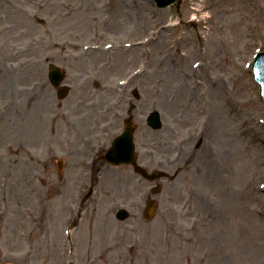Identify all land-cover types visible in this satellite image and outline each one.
<instances>
[{
  "label": "rangeland",
  "instance_id": "rangeland-1",
  "mask_svg": "<svg viewBox=\"0 0 264 264\" xmlns=\"http://www.w3.org/2000/svg\"><path fill=\"white\" fill-rule=\"evenodd\" d=\"M114 18L121 28L99 27ZM148 35L137 58L123 56L148 68L133 80L134 101L143 117L160 113L146 153L168 178L149 183L129 167L104 166L91 196V183L65 181L86 170L110 123L123 126L126 99L98 94L90 108L98 104L91 91L80 102L72 90L60 100L48 65L68 76L112 60L109 72L120 78V52L93 56L86 47ZM262 51L264 0H181L165 9L153 0H0V264H264V105L251 75ZM141 181L160 186L156 216L119 245L116 231L128 221L119 223L105 201L138 195Z\"/></svg>",
  "mask_w": 264,
  "mask_h": 264
},
{
  "label": "flooded vegetation",
  "instance_id": "flooded-vegetation-1",
  "mask_svg": "<svg viewBox=\"0 0 264 264\" xmlns=\"http://www.w3.org/2000/svg\"><path fill=\"white\" fill-rule=\"evenodd\" d=\"M99 41L103 42L104 38H101ZM92 53L101 54L98 51L91 52L90 54L92 55ZM105 62L107 61L103 60V62L101 61L96 62L95 65H97V67L94 69L89 70L88 68L83 67L84 69H74L75 71L70 73L72 75L67 76V73H66L64 84L71 88V92L72 90H76L79 93L82 92L81 96L79 98L76 97L75 100L83 102L81 99H83L84 98L83 96L86 94V98L84 99V101L89 102L90 100L89 93L91 91L92 97H91L90 102H93L95 100L96 102H98V104L93 105L92 107L90 106L89 107L94 108L96 106H99L100 100L98 101L96 100L98 94L100 95L99 98L102 100V96H104L102 90L104 91L105 88L109 86L115 87L117 85V81L118 80L120 81L122 79L121 77L119 78V75L117 76L112 75V72H109L111 75L109 73L105 75L104 71L107 70V68H98V66H100L101 64ZM88 65L89 64H86V66ZM81 70H83L85 73L81 72ZM112 77L114 80H112ZM108 78L110 79L107 80ZM132 83L134 84L135 82L134 81L130 82L127 85V87L122 86L121 89L123 91L122 93L119 94V101L121 100V103L124 102L126 99V108L123 110V113L120 115L121 119L123 120V126L117 125L116 121L115 123L114 122L110 123L109 127L106 130L107 135L104 133L103 140L100 141L98 149L95 153V157L94 159H92V162L90 163V165L88 167H84L86 168V170L78 169L77 171H74L75 172L74 175H71L69 173L70 176L68 177V179H66L65 181L66 183H73L75 186H79V187H84L86 186L87 183H91V187L97 184L99 181L98 179H94V177L96 176V174L99 175L101 173L102 167L104 166L103 163L105 162L106 152L110 148L113 140L121 132H123L124 128L126 127L127 122H129V126H135L137 133H140V138L136 140V143L138 142L140 148L142 149L141 150L142 152H140L139 150L138 157L140 155V160H138L139 161L138 164L141 165L146 170V173H144V176L142 177V179L144 181H148L149 183L153 182L152 178L156 177V172L158 169L156 167V161L150 158V156L146 153V149L147 148L151 149L152 147L156 145L155 139H154L155 131H153L150 128L147 122V118L145 116L143 117L140 114L138 104L134 102V97L136 96L137 93H136V88L132 87ZM94 118L95 117L92 114H89V117L87 116V119L89 120H94ZM86 123H89V122L86 121ZM62 128L63 130H61ZM81 128L82 127L76 126V127H73L72 129L79 133V130ZM87 128L88 126L86 125V129ZM58 129H59L58 133L60 134V136L66 133L68 135V138L69 139L71 138L72 133H70V128L64 129V127H61V124H60ZM96 130L97 128H93V129L91 128V131H92L91 133L90 128H89L88 130L89 135L91 133L93 136L90 139L95 138L94 134L96 133ZM73 135L76 137L75 139H77L76 133H73ZM131 169L133 172H136L133 167H131ZM109 181L124 182V180H117L113 177H111ZM138 185H139L138 187L140 188L138 195L127 194L126 196L117 197L118 199L112 198V199H109V201H105L107 206L116 208L117 211L120 209H126L129 214V218L127 220L128 223L125 225L127 228H125L124 226H119V228L116 231V234L119 235V240L117 239L116 243H118L119 245H122L121 241H124V237H127L128 234L140 235L138 231L144 225H147V226L151 225V221H148L146 218L147 215H149L148 202L151 199L150 193L158 191V190L154 189L152 184L149 185V184L143 183V181H141ZM90 193H92V190ZM99 207L101 209L102 207L101 202H96L92 208V213L97 214V210ZM121 223H124V222H121ZM95 225L98 226L96 223ZM101 225L102 223L100 224L99 228L96 227L95 229H97V238H98V241L100 242L101 249L105 250L107 247V241H108V231L106 230L107 229L106 224H104V226L102 227ZM100 229H103L101 233L99 231ZM148 229H150V227Z\"/></svg>",
  "mask_w": 264,
  "mask_h": 264
},
{
  "label": "water",
  "instance_id": "water-1",
  "mask_svg": "<svg viewBox=\"0 0 264 264\" xmlns=\"http://www.w3.org/2000/svg\"><path fill=\"white\" fill-rule=\"evenodd\" d=\"M158 7L165 8L179 0H155ZM50 78L57 86L63 78L62 71L54 65L50 66ZM253 77L254 80L260 86V93L263 96L264 100V53H261L256 58L253 65ZM60 98H65L67 96V90L62 88L59 90ZM150 123L154 126V128L159 129L161 127L160 116L158 113L152 114L150 118ZM134 129L127 128L123 135L118 137L108 152L106 159L109 163L113 165H121L126 164L130 165L134 162Z\"/></svg>",
  "mask_w": 264,
  "mask_h": 264
},
{
  "label": "bare ground",
  "instance_id": "bare-ground-1",
  "mask_svg": "<svg viewBox=\"0 0 264 264\" xmlns=\"http://www.w3.org/2000/svg\"><path fill=\"white\" fill-rule=\"evenodd\" d=\"M95 1L96 0H94V3H95ZM118 1H121V0H118ZM142 9L144 10V12H147L148 10H146V7L145 6H143L142 7ZM121 13V11L119 12V14ZM119 14L117 15V18H119V19H122L121 18V16H119ZM119 19H113L114 20V22L115 23H111L112 22V20H106V21H103L102 23H101V25L99 26V27H102V28H107L109 25H113L112 27H118V28H121V26H122V24H121V22L119 21ZM122 23H123V21H122ZM177 25V23H174V24H171V25H169L168 27H171V26H176ZM164 28V27H163ZM167 27H165V29H161L160 31H158L159 33L161 32V31H163V30H167L166 29ZM151 36L149 37V35L147 36V40L146 41H144V42H142V43H139V44H133V45H131L130 47H123V48H118L117 50H115L116 52H120V57H121V59L122 60H124V63L122 64L121 63V67L123 68V67H125L124 69L126 70V72H132V73H134V72H136V73H138L134 78H140V75H142V74H144V72H147V70H148V68L146 67V66H141V65H138V67L136 66V67H133V64L132 63H125V58H124V56L123 55H126L127 57L131 54V56H132V59H135V58H137L139 55H140V53L136 50L137 49V47L140 45V46H148L149 44H151L150 42H152L151 41ZM133 53V54H132ZM92 55L93 56H100V55H102V54H97V53H92ZM114 65V64H113ZM144 69H145V71H144ZM111 69L110 68H107V72L109 73V71H110ZM110 74V73H109ZM105 75H107V73L105 74ZM102 92H103V95L105 94L106 96H109V95H111V93L109 92V91H107L106 89L103 91L102 90ZM103 97V96H102ZM102 100H104V99H102ZM213 112H214V114H215V110L213 109ZM207 117H208V119H206V121L204 122V126L206 125V127H209L210 128V126H211V124H209L210 123V121H211V118H210V116L209 115H207ZM206 123V124H205ZM205 131H208V130H205Z\"/></svg>",
  "mask_w": 264,
  "mask_h": 264
}]
</instances>
